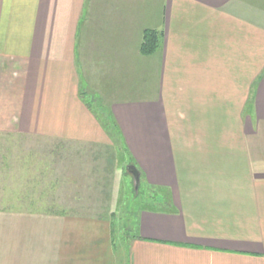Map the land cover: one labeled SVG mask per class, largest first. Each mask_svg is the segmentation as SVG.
I'll use <instances>...</instances> for the list:
<instances>
[{
    "label": "crops",
    "instance_id": "0c3cea01",
    "mask_svg": "<svg viewBox=\"0 0 264 264\" xmlns=\"http://www.w3.org/2000/svg\"><path fill=\"white\" fill-rule=\"evenodd\" d=\"M7 133L123 143L156 190L125 264H264V0H0ZM38 203L7 220L77 219ZM0 236V264L117 263L59 227Z\"/></svg>",
    "mask_w": 264,
    "mask_h": 264
},
{
    "label": "rangeland",
    "instance_id": "374dc122",
    "mask_svg": "<svg viewBox=\"0 0 264 264\" xmlns=\"http://www.w3.org/2000/svg\"><path fill=\"white\" fill-rule=\"evenodd\" d=\"M112 144L63 145L30 136L0 134V233L4 230L7 234V229L59 227L70 234L61 243L106 245L114 251L116 264H125L127 245L134 232L133 215L152 206L153 187L143 178L138 194L133 193L134 182L123 172L125 167L136 165L121 147L122 142L116 145L117 150ZM54 180L58 181L56 186ZM41 200L77 219L7 220L10 203L29 210L27 206L31 209L35 203L38 209ZM0 244H7V237L0 236Z\"/></svg>",
    "mask_w": 264,
    "mask_h": 264
},
{
    "label": "trees",
    "instance_id": "16d2710c",
    "mask_svg": "<svg viewBox=\"0 0 264 264\" xmlns=\"http://www.w3.org/2000/svg\"><path fill=\"white\" fill-rule=\"evenodd\" d=\"M157 43H158V34H157V32H155V31H145L143 33L142 42H141V46H140L141 53L143 55H149V54L153 53L155 51V49L157 48ZM109 163L111 165V162H109ZM129 166H131V165H129ZM125 170H126V167H125ZM137 171L139 172V176H140L139 177V186H138L137 191L135 190V188L133 186L132 191H133L134 194H138L140 185H141V183H143L142 182L143 181L142 174H141V172L138 169H137ZM123 173L127 176V172L126 171H124ZM126 176H124V177H126ZM150 189L151 188H149V190ZM150 193H151L150 200L153 202L154 201L153 199L156 198V190L153 188V189H151Z\"/></svg>",
    "mask_w": 264,
    "mask_h": 264
},
{
    "label": "water",
    "instance_id": "95a60500",
    "mask_svg": "<svg viewBox=\"0 0 264 264\" xmlns=\"http://www.w3.org/2000/svg\"><path fill=\"white\" fill-rule=\"evenodd\" d=\"M126 172L131 176L133 182H134V188L137 191L139 186V172L137 171L136 167L134 166H128L126 167Z\"/></svg>",
    "mask_w": 264,
    "mask_h": 264
}]
</instances>
